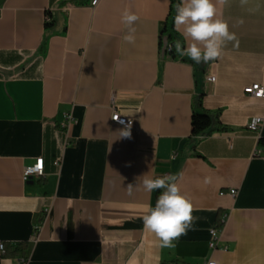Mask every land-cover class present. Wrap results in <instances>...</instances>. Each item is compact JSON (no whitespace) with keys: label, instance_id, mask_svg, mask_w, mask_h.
<instances>
[{"label":"crops","instance_id":"obj_1","mask_svg":"<svg viewBox=\"0 0 264 264\" xmlns=\"http://www.w3.org/2000/svg\"><path fill=\"white\" fill-rule=\"evenodd\" d=\"M92 1L0 0V242L28 243L27 264H264V158L255 155L264 122L247 128L264 117V98L244 91L264 84V0H229L223 17L238 42L200 64L166 52L171 0ZM125 8L140 17L134 44L123 41ZM200 97L228 129L192 140ZM114 105L135 120L131 139L112 122ZM39 157L45 177L24 181ZM177 174L196 219L174 248H160L142 216L162 190L129 195L127 186ZM19 259L0 249V264Z\"/></svg>","mask_w":264,"mask_h":264},{"label":"clouds","instance_id":"obj_2","mask_svg":"<svg viewBox=\"0 0 264 264\" xmlns=\"http://www.w3.org/2000/svg\"><path fill=\"white\" fill-rule=\"evenodd\" d=\"M228 2L229 0H181L176 7L174 26L187 45L185 47L180 40H176L170 49L174 47L176 54L186 56L196 64L222 58L226 45L237 41L236 34L230 30L228 21L223 17V9ZM248 3L249 0H240L241 6ZM139 19L140 17L128 8L122 11L121 23L126 29L123 37L125 43H135L137 31L135 24ZM237 23L242 24L243 20H238ZM259 121L260 117L254 118V123ZM119 134L120 137L131 139V124H127ZM178 176L182 174L156 178L143 175L142 185L127 186L129 195L134 188L141 186L147 193L162 190L155 206H145V214L142 216L144 229L154 234L160 248H174V241L186 235L196 219L193 216L195 211L193 201L190 196L182 192L177 182ZM204 183H210V178L206 177Z\"/></svg>","mask_w":264,"mask_h":264},{"label":"built area","instance_id":"obj_3","mask_svg":"<svg viewBox=\"0 0 264 264\" xmlns=\"http://www.w3.org/2000/svg\"><path fill=\"white\" fill-rule=\"evenodd\" d=\"M99 0H93L92 5H96ZM51 21V17L49 15H46L45 17V22L49 23ZM170 48L169 44L167 43L166 45V52ZM214 78V79H213ZM208 81L210 82H215L216 77L211 76L208 77ZM245 93L248 95L252 96L253 98L256 99H263L264 98V84L261 83H254L251 84L244 89ZM259 117V116H257ZM64 122L61 124L62 128L64 129L66 137L69 135V130L73 123L75 122V119L72 115L71 112H66L64 114ZM254 118L253 117L250 119V121L247 124V128L251 132H258L261 129V126L264 122V117H260L259 123H254ZM112 122L121 126L122 128H125L127 124H131V134L134 133L135 131V120L132 117L126 116L121 114V112L117 109V107L114 105L113 106V113H112ZM255 155L264 158V146H258L255 150ZM63 162V156H60L57 160H55L54 165L60 169L62 166ZM45 167H44V158L39 157L37 158V161L33 165L26 166L23 171V179L24 181H31V180H41L45 177ZM223 193V192H222ZM230 194L232 196H235L237 194L236 189L230 190ZM49 209H46V213H49ZM228 215L223 214L220 216L218 222L211 228L210 230V235H211V240L209 242V246L212 250L217 249L220 246L221 240H222V231L224 228V225L226 223ZM40 227L36 226V235L39 231ZM0 249L3 253H5V243L0 242ZM18 264H26L23 259L18 260ZM205 264H217L216 261L210 260L206 262Z\"/></svg>","mask_w":264,"mask_h":264},{"label":"trees","instance_id":"obj_4","mask_svg":"<svg viewBox=\"0 0 264 264\" xmlns=\"http://www.w3.org/2000/svg\"><path fill=\"white\" fill-rule=\"evenodd\" d=\"M181 0H171L170 13L165 21L163 34L167 36L169 46L173 45V42L180 40L184 46L183 39L180 37L174 26V17L176 15V7L179 5ZM48 25V23H46ZM167 53L172 58L179 57L176 54L174 47L169 48ZM228 128L224 126L220 121V112H211L203 108L201 97L198 99V107H196L192 113L191 117V133L190 139L197 140L211 135L215 131H224ZM28 243L22 242L17 245L5 244V256L18 257L21 256L22 259L27 264Z\"/></svg>","mask_w":264,"mask_h":264}]
</instances>
